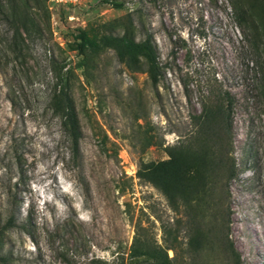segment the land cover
Returning a JSON list of instances; mask_svg holds the SVG:
<instances>
[{"label":"rangeland","instance_id":"1","mask_svg":"<svg viewBox=\"0 0 264 264\" xmlns=\"http://www.w3.org/2000/svg\"><path fill=\"white\" fill-rule=\"evenodd\" d=\"M32 22L41 31L28 35L22 27ZM125 29L137 39L153 34L164 71L158 85L114 49L94 51L82 34L100 39ZM258 52L228 0H0V224L17 211L16 225L2 234L0 264H115L137 230L165 245L162 220L176 212L139 169L168 158L166 147L192 129L211 85L235 99L228 236L242 264H264ZM66 78L82 133L77 154L54 108ZM206 231L201 253L190 252L182 231L181 245L169 251L175 264L231 263Z\"/></svg>","mask_w":264,"mask_h":264},{"label":"trees","instance_id":"2","mask_svg":"<svg viewBox=\"0 0 264 264\" xmlns=\"http://www.w3.org/2000/svg\"><path fill=\"white\" fill-rule=\"evenodd\" d=\"M228 1L238 26L259 51V56L263 57L264 32L260 10H264V0ZM116 6L123 5L116 3ZM16 15H19L18 11H15ZM31 25L29 27L25 24L22 27L28 35L34 30L41 31L37 23L32 22ZM14 33L15 38L22 37L19 28ZM82 34L86 45L94 51L101 46L112 48L119 60L130 68L147 72L152 85L156 86L160 82L164 71L153 34L146 33L142 39H137L134 30L131 33L128 29L123 33L105 34L100 39L85 30ZM61 80L59 90L54 95V108L62 114V124L72 137L73 149L77 154L82 136L79 117L70 93L69 79ZM213 86L203 95L200 113L192 117V129L177 144L166 147L168 158L143 163L139 169V176L158 188L176 212L173 221L162 220L165 245L143 236L137 230L128 256H122L115 264H175L176 256L170 257L169 251H177L181 245L179 239L182 231L190 252L201 253L208 235L207 229L217 236L218 244L230 264H242L240 253L228 236L230 215L226 198V181L236 174L233 156L235 99L230 91ZM10 197L14 198L12 195ZM15 201H10V205ZM16 212V209H10L7 223L0 224V245L3 232L16 225ZM87 264L110 263L101 258H93Z\"/></svg>","mask_w":264,"mask_h":264}]
</instances>
